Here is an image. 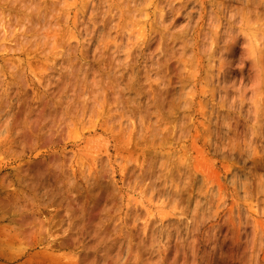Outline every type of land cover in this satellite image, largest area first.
I'll use <instances>...</instances> for the list:
<instances>
[{
	"label": "rangeland",
	"instance_id": "374dc122",
	"mask_svg": "<svg viewBox=\"0 0 264 264\" xmlns=\"http://www.w3.org/2000/svg\"><path fill=\"white\" fill-rule=\"evenodd\" d=\"M0 264H264V0H0Z\"/></svg>",
	"mask_w": 264,
	"mask_h": 264
},
{
	"label": "bare ground",
	"instance_id": "6f19581e",
	"mask_svg": "<svg viewBox=\"0 0 264 264\" xmlns=\"http://www.w3.org/2000/svg\"><path fill=\"white\" fill-rule=\"evenodd\" d=\"M68 59H69V58H68ZM124 92H125V91H124ZM132 92H134V91L132 90ZM92 93H93V92H92ZM129 93H130V92H129ZM95 95H97V94H95ZM95 95H92V96H95ZM97 97H98V96H97ZM89 98H90V97H89ZM89 98H87V99H89ZM92 98H93V97H92ZM87 99H86L85 104H87V102L89 101V100H87ZM94 99H95V97H94ZM95 101H96V100H95ZM96 102H97V101H96ZM78 103H79V102H78ZM93 103H95V102H93ZM81 104H82V103H80L79 105H81ZM85 104H84V105H85ZM74 105H75V103H74ZM74 105H73V107H74ZM101 106H102V105H101ZM73 107H71L72 110H71L70 112L73 111V109H74ZM80 107H81V106H80ZM83 107H84V106H83ZM86 107H87V105H86ZM99 107H100V106H99ZM99 107H98V108H99ZM102 107H103V106H102ZM102 107H101V108H102ZM80 109H81V108H79V110H80ZM82 109H83V108H82ZM86 109H87V108H86ZM99 109H100V108H99ZM67 110H68V109H67ZM94 110L96 111V109H94ZM83 111H84V109H83L82 111L80 110V112H83ZM95 111H94V112H95ZM70 112H69V114H70ZM73 112H74V111H73ZM75 112H76V110H75ZM63 113H64V112H62L60 118L63 117ZM140 113H141V112H140ZM64 114H65V113H64ZM78 114H79V113H78ZM84 114H85V112H84ZM100 114H101V113H100ZM47 115H48V114H47ZM72 115H73V113H72ZM90 115H91V114H90ZM128 115H129V114H128ZM6 116H7V114H6ZM44 116L46 117V115H44ZM77 116H79V115H77ZM84 116H85V115H84ZM103 116H104V115H103ZM45 117H43V118H44V121L46 120ZM64 117H65V116H64ZM72 117L74 118V115H73ZM89 117H90V116H89ZM96 117H98L97 114H96V116L94 115V118H96ZM77 118H78V117H77ZM94 118H93V119H94ZM51 119H52V118H51ZM79 119H81V117H80ZM79 119H78V121H76V122H80ZM83 119H84V118H83ZM97 119L99 120V118H97ZM31 120H32V119H31ZM48 120H50V118H48ZM94 120H96V119H94ZM28 121H29V120H28ZM87 121H88V120H87ZM103 121H104V120H103ZM46 122H47V121H46ZM89 122H90V121H89ZM26 123H27V125L29 124V122H26ZM30 123H31V122H30ZM49 123H53V122L51 121V122H49ZM49 123H46V125H48ZM80 123H82V122H80ZM80 123H79V124H80ZM86 123H88V122H86ZM104 123H106V122H104ZM104 123H103V124H104ZM106 124H107V123H106ZM32 125H33V124H32ZM37 125H39V124H36L35 126L38 127ZM50 125H51V124H50ZM50 125H49V126H50ZM76 125H78V124L76 123ZM76 125H74L73 127L76 128V127H77ZM108 125H109V121H108ZM35 126H34V130H35ZM49 126H48V127H49ZM52 126H53V124H52ZM8 127H10V126L8 125ZM28 127H29V126H28ZM78 127H79V125H78ZM105 127H109V126H106V125H105ZM12 128H13V127H12ZM12 128H11V129H12ZM30 128H31V127H30ZM46 128H47V127H46ZM155 128H156V130H157V127H155ZM7 129H8V128H7ZM9 129H10V128H9ZM47 129H48V130H51L50 127L47 128ZM12 130H13V129H12ZM32 130H33V126H32ZM34 130H33V132H34ZM104 130H105V129H104ZM119 130H120V128H119ZM149 130H150V128H149ZM156 130L154 129V130H153V133H154V131H156ZM14 131H15V130H14ZM20 131H21V130H20ZM23 131H24V130H23ZM27 131H28V130H27ZM29 132H30V131H29ZM50 132H51V131H49V134H51ZM142 132H143V131H142ZM10 133H11V132H10ZM12 133H13V131H12ZM20 133H21V132H20ZM22 133H23V132H22ZM151 133H152V132H151ZM157 133H159V132H157ZM16 134H17V133H16ZM24 134H25V133H24ZM27 134L29 135V133H27ZM35 134H36V133H35ZM161 134L163 135V133H161ZM161 134H160V135H161ZM32 135H33V134H32ZM32 135H30V137H31ZM38 135H39V134H38ZM120 135H121V133H120ZM151 135H152V134H151ZM160 135H159V136H160ZM162 135H161V136H162ZM157 136H158V135H157ZM161 136H160V137H161ZM32 137H33V136H32ZM38 137H39V136H38ZM42 137H43V135H42ZM118 137H119V135H118ZM149 137H150V136H149V134H148L147 139H148ZM152 137H153V136H152ZM152 137H150L149 139L151 140ZM160 137H158V139H160ZM162 137H163V136H162ZM162 137H161V138H162ZM165 137H166V136H165ZM165 137H164V138H165ZM40 138H41V137H40ZM40 138H39V140H40ZM36 139H37V137H36ZM52 139H53V138H52ZM154 139H156V138H154ZM39 140H38V141H39ZM139 140H140V138H139ZM150 140H149V141H150ZM152 140H153V139H152ZM152 140L150 141L151 143H152ZM161 140H162V139H161ZM161 140H158V141H161ZM41 141H42V140H41ZM141 141H143V140L141 139ZM141 141H139V143H140ZM146 141H147V140H146ZM154 141H155V140H154ZM154 141H153V142H154ZM35 142H37V141L35 140L34 143H35ZM49 142H51V139H50ZM52 142H53V141H52ZM52 142H51V143H52ZM143 142H144V141H143ZM155 142H156V141H155ZM155 142H154V143H155ZM141 143H142V142H141ZM46 164H47V163H46ZM63 172H64V171H63ZM65 172H66V171H65ZM65 172H64V174H65ZM61 173H62V172H61ZM30 176H31V175H30ZM49 177H50V176H49ZM30 179H31V178H30ZM40 179H41V178H40ZM49 179H50V178H49ZM42 180H43V178H42ZM34 183H35V182H34ZM43 183H44V181H43ZM43 183L41 182L40 184L43 185ZM45 183H46V182H45ZM56 184H57V182H56ZM73 187H74V186H73ZM42 188H43V187H42ZM44 189H46V188L44 187ZM44 189H43V190H44ZM41 190H42V189H41ZM50 193H51V191H50ZM45 194H46V192H45ZM52 196H53V195H52ZM47 198H49V197H47ZM46 259H48V257H47Z\"/></svg>",
	"mask_w": 264,
	"mask_h": 264
}]
</instances>
